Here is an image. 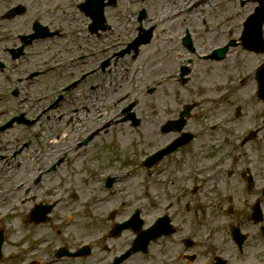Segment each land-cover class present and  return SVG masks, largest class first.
Listing matches in <instances>:
<instances>
[{"label":"rangeland","instance_id":"374dc122","mask_svg":"<svg viewBox=\"0 0 264 264\" xmlns=\"http://www.w3.org/2000/svg\"><path fill=\"white\" fill-rule=\"evenodd\" d=\"M152 1L155 8V10H151V14L155 16L154 21H143L142 23L139 22V24L148 28V25L154 23L156 28L154 30V39L151 44L140 47L136 60L132 61L127 58L126 60L120 59L118 61L117 68L119 73L123 71L125 66H129V82L124 84L126 82L125 78L119 79L118 74L116 75L113 72L107 75L106 109L103 106L102 110L100 109L98 112L100 108L99 102L102 99L97 98V96H100L97 88L90 89L89 96L86 98L85 89L78 86L80 93L75 100L78 98L79 100L74 104L77 106V112L71 114L72 119L70 121L63 115L61 118L56 117L55 122V119L52 116L49 117L50 114L48 113V116H42L32 129L25 131L22 129L20 132L17 125L12 129L0 132V136H4V140L13 141L14 138L12 137L16 135L19 142L26 139L37 142L34 147L32 146L33 149L31 150L21 149V146L18 147L17 153H20L23 161L21 159L17 164L12 163L11 159H9L7 161L8 164L4 165L5 161L0 159V227L3 225L8 226L5 233L6 244L4 246L6 253L8 249H14L13 246L16 244L19 235L22 234L21 226L23 225L21 220L23 214L25 216L31 207L38 202L56 201V207L50 220L56 221L60 219L58 220V225H67V231L70 230L73 233V242H77V244L74 243L75 245L90 242L96 250H98L99 246L101 247L102 242L99 236L103 234L105 225L108 227L111 223L110 221L103 222V219H109L106 213L109 208H116L118 215L116 212L114 216L123 220L127 218L132 208L139 207L145 227L156 215L161 213L163 203L169 199L165 194L170 188V190L175 189L170 196H176L177 199V204H175L173 211L176 213L180 212V216H183V211H185L184 202L190 200V197L177 196L183 195L181 188L184 175L181 170H178L180 165L177 162L169 163L166 159L164 163L167 171H171L167 175L166 183H168V187L165 189L163 186L154 185L153 192L148 196L145 194L144 185L149 184L151 179L147 174L148 168L142 165L145 154L167 141V139H160L159 126L165 120L175 118L183 104L188 101L185 92L182 93L183 89L177 85L175 80L178 76L179 65L186 63L185 59L192 56L185 52L177 39L181 33L178 15L184 13L189 18L188 14H190L192 18L189 19L193 23L194 28L196 27L198 30L196 41L201 45L199 50L206 53L213 47L225 45L228 39L239 41L242 31L241 24L251 6L246 7V3L240 6V0H227V4L221 8L216 0H211L205 3L204 6L206 8L204 10L195 9V11L191 10L187 14L184 11L180 12L186 4L183 0H176L174 4H167L165 0ZM211 2L212 4H210ZM17 3H22L26 7L24 14L11 18L9 22H4L6 26L10 25L14 31L30 30L35 20L44 23L53 22L55 24L57 19L58 21L64 19V17H58L59 13L57 10L60 9L62 12L67 13L70 9L68 0H0V14L4 12L8 5ZM108 15L116 29V34L111 36L105 31L106 36H111V38L115 39L126 37L125 40H128L135 35L136 28L139 25L135 18L128 21L127 15L121 17V12L113 9L109 10ZM205 23L206 25L203 26ZM164 28H168L163 34L164 38L171 35L172 41H160V33ZM70 40L72 42L74 40L75 44L74 42L71 44ZM70 40L67 43L68 47L73 45V48H82L86 45L84 39L81 40V35H73ZM86 41H90L92 47L97 42L93 38L86 39ZM247 54L249 52L244 50L238 43L229 48L225 60L196 61L193 65L195 72L192 77H196L194 82L200 81L202 88L204 87L203 98L205 94L208 99L211 98L209 95L213 97L215 88L219 96L225 97L215 104L218 112L215 117L212 115L210 121L217 122L216 119L221 115L232 117V119L229 118L223 122L221 128H218L219 139L218 142H214V146L217 145L216 143H222V140L226 139L225 147H218L222 150L236 147L239 134L242 131L246 132V127L252 124L251 121L260 114L259 109H255L249 103L248 94H250L253 86V78H250L251 83L248 86L245 84L242 87L239 84L235 85L236 81L242 80L247 75V71L260 59L259 56L249 59L250 57ZM126 62L129 63L126 64ZM116 80L122 82L124 87L112 93ZM41 81L50 87L55 84L53 82H57L55 78L51 79V73L41 77ZM60 81H62L61 78ZM92 81L90 80V82ZM46 87L39 88V92H44ZM151 87L155 89L152 93H149L148 89ZM8 89L9 86H7L4 93H7ZM34 92L36 91L31 90V94H34ZM223 93L225 95H222ZM74 94L77 93L74 91ZM194 99L197 98L194 96ZM46 103V100L40 101L39 106ZM5 104L7 105V101L0 100V122L11 114V108L6 107ZM129 104H134L131 109H134L141 119V125L138 127L129 125L127 121L119 120L120 109ZM227 104L231 105L227 106ZM85 107L91 112V115L87 117L82 116V111ZM238 107L240 108V115L243 114L239 120L233 117L235 109ZM205 114L206 112L204 111L200 115ZM193 127H198V123H194ZM230 128L234 131L235 136L234 134L231 135ZM59 135H62V138L60 136L57 142L56 139ZM85 137H90L87 144L85 146H76V142ZM207 140H209L208 135L202 137V141L208 143ZM13 143L15 142L13 141ZM200 146L201 143L197 146L198 151L201 150ZM262 149V152L257 153V155H260L259 162L264 164V147ZM255 151L253 149L254 156H256ZM26 152L29 154L27 155ZM0 154H4V151L0 150ZM175 155L179 156V154ZM58 160H60V163L55 165V170H49L50 165ZM172 160H178V158H172ZM44 168L48 170L45 171ZM106 170L115 175L113 188L107 189L103 185L102 176L104 172H107ZM26 189L28 193H25ZM72 193H76L77 196L72 195ZM97 194L101 199L100 207L98 208L97 204L95 205L94 211L96 213L91 217V228L85 231L82 226H79L78 221L84 219L82 216L83 212L91 209V204L88 203V200L91 201V198L98 197L96 196ZM150 195L151 197L156 196L157 201L160 199L161 204L150 203ZM209 198L210 200L207 201L206 197H202L203 207L207 209V212L200 220V225L198 226V223L192 222V220L187 221L190 229L199 233L198 237H202L206 247L209 246L208 244H218V247L224 251L223 253L226 256L232 257L231 264H264V236H260V239H257L255 230L252 229L247 240V244H250V247L248 252H246V258H239L240 256H237V252L230 241L229 232L226 229V213L224 209L213 213L215 210L213 207L218 205V197L211 196ZM222 199L225 204L226 197L223 196ZM107 201L110 202L107 203ZM8 209H12L9 215L5 213ZM66 212L73 214L70 220L71 224L66 221V218H63ZM209 212L211 213L209 214ZM4 214L8 217H5ZM189 216L190 212H187V217ZM202 220L208 222L211 227L201 224ZM211 222H216V225L212 226ZM208 232L210 235L213 232L215 234L209 240H205V233ZM185 235L186 233H179L175 237L179 239ZM132 237H134L133 231L126 230L116 238H107L106 241L111 246V250L104 253L100 252V258L91 256V264H102L104 260L107 261L113 254L126 248ZM168 243L170 242H164V245L167 247ZM96 250L95 254L98 256ZM167 250L168 252H165L170 253L171 256L174 251L179 252L181 247L177 244L175 247L169 245ZM203 252L205 253V251ZM211 260V255L208 254L193 264H209ZM70 263L56 262L55 264ZM135 263L136 259L131 258L122 264ZM2 264L8 263L5 261ZM74 264H79V262L75 261ZM179 264L191 263L180 259Z\"/></svg>","mask_w":264,"mask_h":264},{"label":"flooded vegetation","instance_id":"af4514ba","mask_svg":"<svg viewBox=\"0 0 264 264\" xmlns=\"http://www.w3.org/2000/svg\"><path fill=\"white\" fill-rule=\"evenodd\" d=\"M165 1L167 4H174L176 0ZM186 1L190 4H187L186 10L183 8L181 12L184 11L187 13L193 10L195 5L203 4L209 0ZM226 1L227 0H223V4H227ZM68 2L70 9L67 13L62 12L60 9L57 10L59 13L58 17H64V19H60L59 21L57 19L55 24H53V22H41L45 24L44 26L48 27L49 30L41 29L39 27V24H41L39 20H35L28 31H14L10 25L6 26L4 22H9L11 18L5 13L18 14L21 12V14L13 18L22 16L26 10V7L22 3L8 5L4 12L0 14V100L7 101V105L5 104L6 107L11 108V114L0 123H6L7 120L13 119V123L6 129L0 130V132L12 129L17 125L19 126L20 132L22 129L23 131L32 129V127L39 122L41 117L44 115L47 117L48 113L50 114L49 117L52 116L54 119L56 117L61 118L65 115L66 119L70 121V119H72L71 114L77 112V106L74 104L79 100V98L75 100L76 97H79L80 93L78 86L85 89L86 98L89 96L90 89L97 88L99 90L100 96H97V98L102 99V101L99 102V112L103 106H105L106 109L107 75L113 72L116 75L118 74L119 79L125 78L124 80L126 82H124V84L129 82V66H125L123 71L119 73L117 64L120 59L126 60L129 58L132 61L136 60L138 53L134 54L132 50L121 53L123 49L130 48L129 43L131 41H127L118 48L111 49L110 53H108L105 35L107 30H105L106 32H97L98 34L92 33L91 25L95 20V16L91 10L95 11L100 7L102 11L107 14L108 10L115 9L120 5L119 12L125 10L130 14H135L137 21L142 19L141 23L143 21L152 22L155 18V16L151 14V10H155L153 1L68 0ZM103 3L107 5H100ZM245 3L246 7L251 6L246 14V18L260 9L264 12L262 8L264 7V0H241L240 6H243ZM113 5L114 7H112ZM142 10L143 13L141 12ZM154 28V23L148 25V29L152 30L153 39ZM76 34L81 35L86 45L82 48H73V45L68 47V41ZM31 35H34L36 38L33 40L27 38V36ZM21 36L25 37L21 39ZM63 38H67L68 40ZM90 38H93L95 42L97 41L93 47L90 45V41H86V39ZM70 42L71 44H73V42L75 44L74 40L73 42L70 40ZM102 44L105 48H102L101 53L97 54L99 52L98 48H100ZM22 46H24L23 50L19 51V48ZM196 52L197 50L194 48L192 53L194 54ZM247 52H249V54H247L250 57L249 59H254L256 56L260 57L252 68L256 69L258 66H262L264 69V50H247ZM186 61V63H181L179 65V70L185 67L188 70L187 74L183 77L177 76L175 80L177 85L183 89L182 93L185 92L188 101L183 104L175 118H169L165 120L166 124L164 126L162 124L159 126V133L161 134L160 139H167V141L155 147L149 154H155L161 149H166L171 144L172 145L165 154L155 161V163H152L148 169L150 170V186L153 189L154 185L163 186L167 189V175L171 171H167L164 162L166 159L169 163L177 162L180 165L178 170H181L184 175L181 188L183 195L177 196H183L185 198L190 197V200L184 202L185 211H183V216L181 217L180 212L176 213L173 211L175 204H177V199L176 196L170 195L173 194L175 189H168L165 195L169 197V199L163 203L161 213L156 215L146 226V228L152 227L159 218L164 217L168 225L166 226L167 231L149 242L146 253L138 252L131 255L132 259H136L135 264H179L180 259L193 264L201 259V257L208 254L211 255L212 259L209 264H231L232 257L226 256L223 253L224 251L218 247V244H208L209 246L206 247L202 237H198L199 233L192 231L190 226L187 225V221L192 220V222L198 223L199 226L200 220L207 212V209L203 207L204 203L202 202V197H206L207 201L210 200L209 197L211 196L218 197V205L213 207V209L215 208L213 213H217L224 209L227 216L225 219L227 223L226 229L229 232V238L233 244L234 250L237 252V256H240L239 258H246V252H248V248L250 247V244H247V240L252 229L255 230L257 239H260V236H264V164L259 162L260 155H257V153L262 152V147H264V93L261 95L256 92V71H254L251 76L246 77V80H248L246 85H250V78L252 77L253 86L250 90V94H248L250 98L249 103L252 104L255 109H259L260 116H256L255 119L251 121L252 124L246 127V133L242 131V133L239 134L236 147H230L229 150L226 148L222 150L218 147H225L226 139H223L222 143H216L217 145L214 146V142H218L219 139L218 128H221L223 125L222 123L229 118L232 119V117L229 115L219 116V118L216 119L218 125H214L215 122L210 121V119L212 115L215 117V114L218 112L215 104L219 103V101L223 100L225 97L219 96L215 88L213 97L209 95L211 98L208 99L205 94L203 98L204 87L202 88L200 81L194 82L196 77H192V74L195 72V67L190 63L195 62L196 59L188 57ZM102 62H104V66H102ZM128 63L129 62H126V64ZM49 64H51L50 68ZM32 67L34 69H31ZM33 73H35L34 76L29 77L30 74ZM48 73H51V79L55 78V81H57L53 82L55 84L52 87L41 81V77L46 76ZM60 78L62 81H60ZM90 80L93 81L90 82ZM124 84L116 80V84L114 82L113 85L114 91L112 93L119 89L121 90ZM32 85L37 91L36 96H39L40 100H46V104L37 106V104H33L32 102L28 105V100L32 99V96L28 93V89H30ZM7 86H9L8 92L4 93ZM43 86H47L46 90L40 93L39 88ZM74 91L77 94H74ZM222 95L225 94L223 93ZM194 96L197 99H194ZM230 105L231 104H227V106ZM127 107L128 105L120 109L119 120L127 121L129 125L134 127L140 126V117H138L134 109L126 110ZM28 111L34 113L35 118L32 121H30L31 118ZM204 111L206 114L200 115ZM89 112V109L85 107L82 111V116L87 117L91 115V112ZM18 113L22 114L19 115L20 119L17 115ZM130 113H133L138 120L137 125H134L130 120H123ZM180 115L182 117H180ZM242 116L243 114L240 115V108L238 107L235 109L233 117L239 120ZM54 121L56 122V119ZM172 122L176 123L174 127L171 126ZM194 123H198V127H193ZM230 133L231 135L234 134L231 128ZM206 135H208V139L210 140H207L208 143L202 141V137ZM60 136L62 138V135L57 136V142ZM12 138H14L13 141L15 143H13L12 140H7L4 144L0 145V150L2 149L4 151V154H0V159H3L5 163L11 159L10 161L12 163L17 164L22 159L20 153H17L18 147L21 146V149L31 150L37 142L35 140L30 141V139L19 142L16 135ZM85 138L78 140L76 146L85 145ZM199 143H201L200 151L197 150ZM14 145L15 147H13ZM253 149L256 150V156H254ZM26 154L28 155L29 153L26 152ZM175 154H179V156ZM172 158H178V160H172ZM59 163L60 160L52 164L50 169L53 170L55 165ZM25 193H28L27 189ZM223 196L226 197L225 204L222 199ZM38 203L40 205H51V209L46 214V219L40 217V219H33L35 204L25 216L23 214V218H25L21 220V224L23 225L21 226L22 234L19 235L17 241L15 240L16 244L13 246L14 249H8L3 259L4 262L6 261L8 264H55L56 262H71L70 264H74L75 261H78L79 264H91V256L100 258V252L104 253L111 250V246L106 239L118 237L112 230L115 223L114 218H116L114 215H116V212L118 215V210L110 208L109 211H114L111 212L112 216L109 217V219H103L104 223L106 221L113 222H111L108 227L105 225L103 234L99 236L102 242L101 247L99 246L98 250H96L92 247L93 244L87 245L88 242L75 245L77 242H73V233L70 230L67 231L68 226L64 225L60 229L62 225H58V220L60 219L56 221L50 220L56 207V201ZM150 203L161 204V201L160 199L157 201L156 196H154L150 198ZM10 212H12V209L6 210L5 213L9 215ZM187 212H190L189 217H187ZM95 213L96 212L89 210L83 212L82 216L84 219L82 218L83 220L78 221V223L81 224L79 226H82L83 230L86 231L91 228V217L94 216ZM210 213L211 212H209V214ZM4 216L8 217L6 214H4ZM64 217L65 215H63V218ZM68 222L71 224L70 221ZM201 224L211 227L208 222L203 220ZM211 225H216V222H211ZM2 227L4 228L5 237L8 226L3 225ZM234 229L238 231L237 239L233 236ZM209 232L205 233V240H209L211 236L215 234L211 232L212 235H210ZM179 233H186V235L176 239L175 236ZM133 234L134 237L129 240V245L134 242L135 233ZM164 242H170L167 244V247H169V245H173L174 247L176 244L180 245L181 250L179 252L176 251L178 253L174 251L170 256V253L165 252H168V250ZM85 245L89 247V254L82 253V255L78 257L62 255L65 251L76 252ZM95 250L98 256L95 254ZM122 251L123 249L113 254L110 259L107 261L104 260L102 264H107ZM203 251H205V253ZM56 254L58 256L62 255V257L57 258Z\"/></svg>","mask_w":264,"mask_h":264},{"label":"water","instance_id":"95a60500","mask_svg":"<svg viewBox=\"0 0 264 264\" xmlns=\"http://www.w3.org/2000/svg\"><path fill=\"white\" fill-rule=\"evenodd\" d=\"M224 50H225V49H222V50L219 51V54H218L219 56H218V57H221V56H222V52H223ZM1 239H2V238H1V236H0V245H1Z\"/></svg>","mask_w":264,"mask_h":264},{"label":"bare ground","instance_id":"6f19581e","mask_svg":"<svg viewBox=\"0 0 264 264\" xmlns=\"http://www.w3.org/2000/svg\"><path fill=\"white\" fill-rule=\"evenodd\" d=\"M244 83H246V82H244ZM95 201H96V199H95V198H92V199H91V204H94Z\"/></svg>","mask_w":264,"mask_h":264}]
</instances>
